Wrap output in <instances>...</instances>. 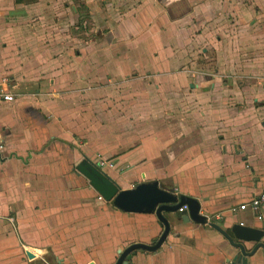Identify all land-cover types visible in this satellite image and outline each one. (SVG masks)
<instances>
[{
  "label": "crops",
  "instance_id": "1",
  "mask_svg": "<svg viewBox=\"0 0 264 264\" xmlns=\"http://www.w3.org/2000/svg\"><path fill=\"white\" fill-rule=\"evenodd\" d=\"M131 5L0 0L14 97L0 103V264H113L156 243L154 214L119 211L77 172L97 156L120 190L156 182L214 217L163 213L165 241L129 264H227L236 250L210 224L264 243V208L238 209L264 191V0Z\"/></svg>",
  "mask_w": 264,
  "mask_h": 264
},
{
  "label": "water",
  "instance_id": "2",
  "mask_svg": "<svg viewBox=\"0 0 264 264\" xmlns=\"http://www.w3.org/2000/svg\"><path fill=\"white\" fill-rule=\"evenodd\" d=\"M76 170L88 180L92 189L105 202L110 203L119 211L154 214L163 225V231L154 245L132 244L118 252V257L113 264H129L130 255L135 250L154 252L161 247L170 229L163 213H177L180 208L186 206L187 212L179 214L182 215L183 222L192 221L198 224L206 222V218L199 214L200 206L195 199L163 190L156 182L142 183L131 190H120L105 173L99 171L87 160H82ZM210 226L223 234L236 250L233 257L226 261L227 264H249V259L259 250L264 257V243L261 242L262 231L234 225L230 230L231 234H228L214 224ZM247 244H251L249 249L246 247ZM28 257L31 258V255L28 254Z\"/></svg>",
  "mask_w": 264,
  "mask_h": 264
},
{
  "label": "built area",
  "instance_id": "3",
  "mask_svg": "<svg viewBox=\"0 0 264 264\" xmlns=\"http://www.w3.org/2000/svg\"><path fill=\"white\" fill-rule=\"evenodd\" d=\"M14 101V97L12 96L9 88H8V81L3 80L0 84V103H10ZM4 148L3 141L0 138V154L2 153ZM94 167H96L99 171L105 173L106 170H113L115 165L113 161L104 159L101 156H97L94 161L91 162ZM264 208V191L260 192L255 197L251 198L248 202L241 204L238 209L240 211L252 210L257 211L259 209ZM187 212V207L183 206L180 208L177 213L182 214ZM218 217V215H216ZM214 217H207L206 220L208 223Z\"/></svg>",
  "mask_w": 264,
  "mask_h": 264
},
{
  "label": "rangeland",
  "instance_id": "4",
  "mask_svg": "<svg viewBox=\"0 0 264 264\" xmlns=\"http://www.w3.org/2000/svg\"><path fill=\"white\" fill-rule=\"evenodd\" d=\"M116 3H118L119 4V6L121 7V8H125L126 10L128 9V8H131L132 7V5H131V1L132 0H130V1H126V0H114ZM125 1V2H124ZM119 7V8H120Z\"/></svg>",
  "mask_w": 264,
  "mask_h": 264
}]
</instances>
